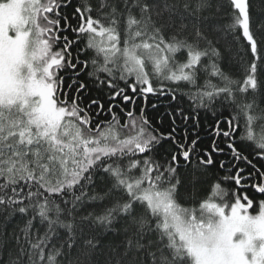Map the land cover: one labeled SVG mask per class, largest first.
<instances>
[{
	"label": "trees",
	"instance_id": "obj_1",
	"mask_svg": "<svg viewBox=\"0 0 264 264\" xmlns=\"http://www.w3.org/2000/svg\"><path fill=\"white\" fill-rule=\"evenodd\" d=\"M38 3L41 38L59 57L49 81L67 111L56 133L42 135L18 106H0V264H197L128 189L137 182L169 190L183 209L262 213L264 0H248L245 21L231 0ZM108 29L121 47L161 41L175 48L174 65L197 62L187 78H137L124 55L93 45L95 31ZM217 125H239L242 151L233 148L235 161L227 149L213 153L209 166Z\"/></svg>",
	"mask_w": 264,
	"mask_h": 264
},
{
	"label": "rangeland",
	"instance_id": "obj_2",
	"mask_svg": "<svg viewBox=\"0 0 264 264\" xmlns=\"http://www.w3.org/2000/svg\"><path fill=\"white\" fill-rule=\"evenodd\" d=\"M237 5L245 21L244 0H237ZM39 13L38 0L0 3V106H18L30 116V124L46 135L57 132L67 110L57 106L54 99L49 79L59 57L51 56L45 48L38 27ZM92 43L110 58L124 55L128 69L143 80L151 75L187 78L197 62L192 56L186 63L174 65L175 48L161 41L121 47L112 29L95 31ZM26 133L21 131L22 135ZM103 152L93 150L90 155ZM133 184L132 190L128 189L162 216L164 227L176 235L197 264H264V207L256 217L244 214L239 206L226 210L213 203L200 210L183 209L173 202L169 190Z\"/></svg>",
	"mask_w": 264,
	"mask_h": 264
},
{
	"label": "snow or ice",
	"instance_id": "obj_3",
	"mask_svg": "<svg viewBox=\"0 0 264 264\" xmlns=\"http://www.w3.org/2000/svg\"><path fill=\"white\" fill-rule=\"evenodd\" d=\"M71 2H72V0H69V3H71ZM231 2L235 6L233 10L234 11H239V6L237 5V0H231ZM244 2H245L246 5L248 4V0H244ZM64 7H67V5H64ZM74 12H75L76 16H78L80 14L78 9L74 10ZM73 18H75V16ZM65 30H67V29H65ZM73 34L74 35H78V33L75 32V31L73 32ZM77 43H79V41H77ZM86 50L87 49H84V51H86ZM79 54L83 55V51H81ZM137 90L138 89L136 87H132L130 89V91L133 94H135ZM149 94H151V93H149ZM115 98H117V97H112V99H115ZM124 103H131V98L124 100ZM153 106L154 107H158V105H153ZM170 118L173 119V120L175 119L174 116L170 117ZM160 122L162 123V120ZM219 123L220 124H230V120H221ZM209 131L211 132V135L215 138L213 143L210 145L211 151L205 150V156L208 159L209 166H211V164H213V163H217L216 161H213L211 159L213 153L215 155H218V156H223V155H225L224 149L228 150L227 155H229L231 157V159L233 161H235L236 160V156L232 155L233 148H236V150L238 152L242 151V149L236 147V145H237V139L236 138L241 132V128L239 127V125L236 127L235 131H229L228 129L220 131L219 130V125L216 126V130L209 129ZM254 131H257V129H254ZM220 137H223V139L226 141V143H224L223 145L218 147L217 144H216V141L219 140ZM166 138L167 139H172L171 136H167ZM197 143H198V141H197ZM176 157L180 158V159H183V157H180L179 153L176 154ZM255 159H257V160L264 159V157L256 156ZM174 162H175V159H174ZM227 164H228L227 160L219 161V167L221 169H223ZM241 171H243V170H241ZM248 178H250V177H248Z\"/></svg>",
	"mask_w": 264,
	"mask_h": 264
},
{
	"label": "flooded vegetation",
	"instance_id": "obj_4",
	"mask_svg": "<svg viewBox=\"0 0 264 264\" xmlns=\"http://www.w3.org/2000/svg\"><path fill=\"white\" fill-rule=\"evenodd\" d=\"M60 99H61V92H60L59 97H58V100H60Z\"/></svg>",
	"mask_w": 264,
	"mask_h": 264
}]
</instances>
